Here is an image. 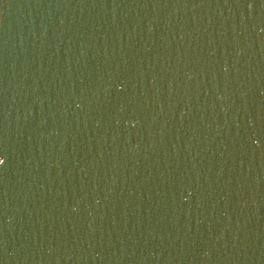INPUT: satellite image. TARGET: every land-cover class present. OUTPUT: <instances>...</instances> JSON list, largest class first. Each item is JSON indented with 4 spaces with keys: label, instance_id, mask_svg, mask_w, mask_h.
Returning <instances> with one entry per match:
<instances>
[{
    "label": "water",
    "instance_id": "water-1",
    "mask_svg": "<svg viewBox=\"0 0 264 264\" xmlns=\"http://www.w3.org/2000/svg\"><path fill=\"white\" fill-rule=\"evenodd\" d=\"M0 264H264V0H0Z\"/></svg>",
    "mask_w": 264,
    "mask_h": 264
}]
</instances>
